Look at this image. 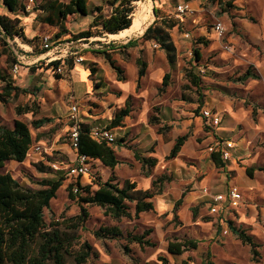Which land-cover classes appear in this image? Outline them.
Instances as JSON below:
<instances>
[{
	"label": "rangeland",
	"instance_id": "obj_1",
	"mask_svg": "<svg viewBox=\"0 0 264 264\" xmlns=\"http://www.w3.org/2000/svg\"><path fill=\"white\" fill-rule=\"evenodd\" d=\"M37 2L38 0L33 2L24 0L26 9H30L28 17L31 19L28 23L23 16L22 26L25 33L29 39L38 37L40 48L45 37H49L51 42L55 43L52 47L58 45V48L36 62L33 49L21 39L7 41V46L0 42V75L10 77L16 87L28 91L13 94L6 102L0 100V119L9 127L13 126L15 120L28 123L35 143L42 145V152L30 154L21 163L8 162L2 171L12 174L16 180L32 189H40V183L45 179L64 177L56 198L51 201L50 207L44 210L46 222L61 223V228L65 230L67 226L78 222L72 219L81 213L80 202L70 199L68 190L69 185L79 178L70 177L62 171L52 172L49 169L53 162H71L75 158L60 150L62 145L70 144L68 128L81 118L91 119L90 114L97 117L93 120L94 123L106 127L115 113L126 107L129 100L133 114L125 122L130 125L141 119L139 120L141 127L133 128L129 131L130 134L126 135L124 131L113 130L117 138V143L113 146L120 153L119 157L122 160L114 173L121 182L129 179L138 186L139 183L142 185L149 182L152 187L153 181L161 175L174 176L175 181L167 183L164 196L159 197L165 202L162 208L155 206L154 210L141 213L139 216H135L134 203L130 204L132 217L120 220L105 216V209L101 207L85 205L89 213L87 221L78 229L68 230L77 237L74 242L75 250H80L84 242L90 243L93 247V253L85 264H166L162 258L167 259L168 264H264V214L260 212V207H264L262 185L264 171L259 170L264 168V129L260 127L261 121L264 120V0H159L155 3L152 0H144L135 5L134 17L137 11L142 10L145 2L151 4L152 17L145 22L143 32L155 21L154 6L161 10L168 21L176 19L177 26L169 33L177 47V58L176 64L171 67L165 52L158 45L152 42L145 43L146 41L141 39L135 40L138 43L136 47L113 55L127 78L123 82L118 80L117 72L104 62L105 59L94 53L97 50H107L105 46L113 45L112 42L117 38H92L90 42L71 44L70 34L58 38L59 32L56 27L37 20L38 13L35 10ZM227 3H231L232 6H227ZM179 5H189L193 12L179 17L177 10ZM1 12L3 10L0 5ZM71 21V27H67L74 33L89 26L86 20ZM217 23L224 27L222 35L215 30ZM109 39H112L110 44H106ZM195 49H199L201 53L200 62L195 56ZM66 50L77 52L78 57L83 58L81 64H85L86 68L97 65L99 67L97 62L88 59H96L104 67V70L98 73V78L91 79L92 91L85 97L86 102L80 100L85 96L87 81H83L84 84H76V96L70 83L66 85L67 93L60 95L59 88H64L63 85L66 83L59 82L58 88L55 75L61 74L66 78L67 68H62L61 73L55 72L52 68L48 69L52 62L50 60L65 54ZM138 58L145 60L148 65L147 76L140 81L136 64ZM15 59L20 64L17 71ZM68 59L74 61L73 56H69ZM193 67L195 73L201 77L199 86L192 84L188 77V72ZM249 69L252 73L258 74L259 79L243 80L242 77ZM167 73H170V79L168 85L164 86V76ZM66 79L68 80V77ZM119 86L125 90L126 95ZM4 87V81L0 80V94L3 93ZM190 98L194 103L187 102ZM201 100L204 103L208 101L207 109L219 116L218 112H221L220 125L228 132L220 133L219 129L211 131L202 120L200 124L196 121V116L201 115L205 106V104L200 106ZM72 106H77L78 109L76 119L70 114ZM226 108H231L230 112L225 110ZM19 109L24 112L19 114ZM34 109L38 110V114L34 113ZM43 117L51 118L53 121L35 129L32 122ZM184 120L191 121V124L183 125ZM172 127L177 129L180 135H186L187 139L193 141L197 153L202 152L201 159L183 157L182 161H176L174 158H168L171 151L165 153V148L158 146V142L154 140V133L161 132L165 135V140L169 141ZM199 127L202 131L198 133ZM127 135L136 136V139L131 138L132 141L125 143L124 147L118 146V141L122 137L127 139ZM217 136L222 140H217ZM223 140H231L236 144L231 150V158L236 159L237 167L240 168L239 173L242 176L239 180L246 178V168H254L253 178L256 177L255 182L259 184L260 191L249 192L241 198L238 207L225 208L214 215L211 214L209 207L210 198L215 196L217 188L215 185H204L206 177L204 175L215 176L218 184L230 182V179L225 183L221 182L222 171L218 172L219 175L212 173L207 158V154L211 153L208 152L210 151L208 148ZM244 143L246 148L240 151ZM158 148L163 155L165 154L163 156L160 153L163 156L161 159L154 157ZM136 153L143 157L156 158L158 160L156 167L152 169L144 167L136 159ZM258 154L260 155L256 158V164H253L254 166L248 164L252 159L250 157ZM39 163L46 167L45 172H40L36 168ZM92 169V176L93 174L95 177L101 176L103 181H107L112 175L109 169L101 167L97 162L91 163V171ZM175 172L179 176L178 179ZM229 174L234 179L238 175V170ZM85 179L90 183L84 186L95 181L93 177ZM93 188L97 189V186ZM205 188L208 189L207 192ZM249 205L257 207L255 213L251 211ZM229 220L254 236L260 245L257 248L260 253L257 262L252 260L250 247L244 245L230 232L227 224ZM102 226H117L123 232V236L98 239L94 232ZM147 232L149 234L145 240L151 241L152 246H141L137 242L129 241V236L143 235ZM186 238L198 241V250L173 258L167 252L169 241ZM68 262L76 264L71 258Z\"/></svg>",
	"mask_w": 264,
	"mask_h": 264
},
{
	"label": "trees",
	"instance_id": "obj_2",
	"mask_svg": "<svg viewBox=\"0 0 264 264\" xmlns=\"http://www.w3.org/2000/svg\"><path fill=\"white\" fill-rule=\"evenodd\" d=\"M140 1L144 0H105V3L112 7V12L106 15L103 6L95 7L93 12L97 15L94 17L90 28L77 33L69 32L71 40L88 41L91 38L103 37L106 34L115 35L129 29L133 23L134 3ZM152 1L155 3L159 0ZM3 2L15 18L0 15V42L7 46V41L19 38L29 44L34 55L46 53L47 49L40 48L39 38L29 39L22 26V20L19 16H28L29 14L24 0H3ZM37 5L35 10H42V13L38 14L37 20L46 25L59 28L58 38L62 36L63 31L68 32L66 21L69 16H87L89 14L88 0H70L67 3L59 0H44V2H37ZM227 6L231 7L232 4L227 3ZM153 12L156 19L145 30L141 40L154 42L158 45L165 52L170 66L173 67L176 64L177 47L172 41L169 31L177 26V21L176 19L168 21L157 6L153 7ZM137 45L136 41L131 40L123 49L127 50ZM94 53L102 56L110 67L117 72L119 81H126L124 70L117 65L113 53L107 50H97ZM194 53L197 61L200 62L201 53L199 49H195ZM14 64H18L16 59ZM136 64L138 66V81H140L147 75L148 65L142 58H138ZM48 66V69L52 68L56 72L64 66L71 70L74 68L75 63L71 59L65 61L55 60ZM91 71L92 74L97 72L96 68H92ZM55 76L57 80L64 78L61 74ZM188 77L195 86H199L201 83V77L195 73L194 67L188 72ZM248 78L259 79V75L252 73L249 69L242 79L246 80ZM169 79L170 73H167L164 76V86L168 85ZM0 80L5 83L3 93L0 94L2 102L8 101L13 94L28 92L25 89L16 87L10 77L0 75ZM203 103L201 100L200 106ZM18 112L22 114L24 111L19 109ZM131 112L132 109L128 100L126 107L115 113L108 127L111 129L123 127L125 119L130 116ZM34 113L38 114V110L34 109ZM52 121L51 118L43 117L34 120L32 125L35 129H39ZM74 125L76 123H73L72 127ZM77 130L79 132L78 154L89 158L90 163L97 162L101 167L109 169L112 175L107 181H103L101 176L97 175L95 177V174H93L92 177L95 181L91 185L84 186L80 178L69 185L70 199L80 202L81 213L72 219V221L77 220L78 222L67 226L64 230L61 228V223L48 224L44 217V210L49 208L51 201L56 198L58 190L63 185L64 177L45 179L40 183V189H32L16 180L12 174L3 172L2 169L8 162H24L35 141L28 123L15 120L13 126L9 127L4 125L0 119V264H69L70 258L76 264H85L93 253V247L90 243L84 242L80 250H75L74 242H76L77 237L68 231L78 229L87 221L89 213L84 207L85 205L101 207L105 209V216L120 220L132 217L130 204L134 203L135 216H139L141 213L154 210L153 199L161 195L164 192L165 185L172 181V176L161 175L153 181L152 187L148 190L138 188L137 183L129 179L121 182L114 173L115 169L122 163L115 147L106 142L93 140L90 136V124L78 122ZM187 138L188 136L184 135L177 139L168 157L169 159L178 155ZM122 142H125L124 138L118 141V146H121ZM135 157L144 167L148 166L149 169L155 168L158 163V160L153 157H143L137 153ZM210 157L217 168L226 167V161L223 160L220 149L217 150V147L211 152ZM36 168L40 172H45L46 169L42 163L37 164ZM49 169L52 172L55 171L51 166H49ZM259 170L264 171V168ZM254 171V168H246V173L251 178L254 176ZM94 186H97V189H94ZM74 188H77L78 191L74 192ZM83 193L86 195H83ZM227 224L230 232L244 245L250 247L252 260L257 262L260 258L257 248L260 245L256 242L254 236L250 235L242 226H237L232 220H229ZM148 234L147 232L143 235L129 236V241L137 242L141 246H152L151 241L145 240ZM94 236L98 239L120 238L123 236V232L117 226H102L94 232ZM198 248L199 242L194 239L170 240L167 252L173 258H177L186 252L196 251ZM162 260L168 264L167 259L162 258Z\"/></svg>",
	"mask_w": 264,
	"mask_h": 264
},
{
	"label": "crops",
	"instance_id": "obj_3",
	"mask_svg": "<svg viewBox=\"0 0 264 264\" xmlns=\"http://www.w3.org/2000/svg\"><path fill=\"white\" fill-rule=\"evenodd\" d=\"M60 2H63V3H67V2H69L70 0H59ZM107 1H112V0H107ZM38 2H44V0H38ZM142 1H140V2H135L134 3V6L135 5H137V4H140ZM0 5H1V8H2V10H3V12H1L0 13V15H7V16H10V17H12V18H15V16L13 15V14H11V12L8 10V8L5 6V4H4V2H3V0H0ZM97 6H103L104 7V12H105V14L106 15H109L111 12H112V7L111 6H109V5H107L106 3H105V0H88V11H89V14L87 15V16H78V15H73V16H69L68 17V19H67V21H66V26H70L71 27V23H72V21L71 20H73V19H77V20H79V21H82V20H86V21H88V23H89V26H88V28H82V29H80V31H83V30H87V29H89L90 28V26H91V24H92V21H93V19H94V17L97 15L96 13H94L93 12V10H94V8L95 7H97ZM30 8V7H29ZM29 10L30 9H28L27 10V12H29ZM38 14L39 13H42V10L41 9H37V11H36ZM154 13V12H153ZM38 14H37V16H38ZM32 15H34V14H32ZM135 15V14H134ZM134 15H133V20H134ZM23 16L24 17H26V19H27V22L29 23V20H31L28 16H29V14H28V16H26V15H21V16H19L20 18H21V20L23 19ZM31 16V15H30ZM154 16H155V14H154ZM155 19H156V16L154 17ZM49 26V25H48ZM133 26H134V22L132 23V26L129 28V29H126V30H124V31H121L119 34H115V35H112V34H106V35H104L103 37H109V38H117L115 41H113L112 42V44L113 45H111V46H105V49H107V51H109V52H111V53H113V55L114 54H116V53H118V52H120V51H122V50H124L123 49V47L129 42V41H135V40H140L141 39V37H142V35H143V33H134L133 35H131V36H129V37H119L122 33H124V32H128L129 30H131L132 28H133ZM77 27V26H76ZM75 27V28H76ZM58 29V32L60 33V29L59 28H57ZM67 31L68 32H62V36H64V35H66V34H70V33H74L73 31H69L68 30V27H67ZM70 32V33H69ZM79 32V31H78ZM71 35V34H70ZM119 35V36H118ZM119 37V38H118ZM96 38H102V37H96ZM134 38H137V39H134ZM111 40L112 39H109V40H107V43L106 44H110V42H111ZM119 40V41H118ZM145 43H150V42H148V41H146ZM152 43H154V42H152ZM88 60H91V61H93V62H97L98 64H99V67H98V65H97V67H92V66H89V67H87L86 68V66H85V64H75V66H74V68L73 69H71V70H69L68 68L66 69V66H64L63 68H65L66 70H67V77H68V80L64 77L63 79H60V80H58V84H57V86H58V88H59V82H61V81H63V82H65L66 84L65 85H63L64 86V88H59V90H60V95H62L63 93H67V86L69 85V83L72 85V88H73V91H74V93H75V96H76V88H75V86H76V84L77 83H83L84 84V82L85 81H87V88H86V91H85V96L80 100V102H86L87 100H86V96H89L90 95V91H92L91 89H92V83H93V81H91V79H96V78H98L99 77V75H98V73L101 71V70H104V67H102V63L100 62V61H97L96 59H88ZM106 64H107V62L106 61H104ZM92 68H96V70H97V72H96V74H92V71H91V69ZM102 68V69H101ZM147 76V75H146ZM145 76V77H146ZM51 79V78H50ZM143 79V78H142ZM84 81V82H83ZM91 81V82H90ZM52 82V81H51ZM49 83V82H48ZM49 84H51V83H49ZM67 85V86H66ZM65 86H66V88H65ZM119 89L120 90H122L123 91V94L124 95H126L127 93H125V90L121 87V86H119ZM59 98H60V96H59ZM58 100L56 99V102H57ZM187 102H189V103H194V101L190 98V100L189 101H187ZM200 102V101H199ZM204 102V101H203ZM207 102L208 101H206L205 103H203V105L205 104V106H204V109H207ZM102 104H104V103H102ZM196 104V103H195ZM195 104H194V106H195ZM99 108V107H98ZM229 109H231V108H226L225 110H227L228 112H230L229 111ZM214 110V109H213ZM217 111V110H216ZM89 112H93V111H89ZM162 112V111H161ZM218 112V111H217ZM219 114H220V116H221V118H222V114H221V112H218ZM132 114L133 113H131L130 114V116H128L126 119H125V121L128 119V118H130L131 116H132ZM89 118H91V119H87V118H81L80 120H79V122H83V123H87V124H90L91 125V128H93V127H102L103 125H101V124H98V123H94V121L93 120H96V118L97 117H94L92 114H90L89 115ZM114 118V117H113ZM139 120H141V119H139ZM139 120H137V122L136 121H134V122H132L130 125H128V123H126L125 121H124V126L123 127H119V128H115L114 130L115 131H117V130H121V131H124V133H125V135L127 134V133H129L130 134V132L129 131H131V130H133V128L134 129H140V127H141V122H139ZM203 121V124L205 125V124H207L206 123V121L203 119V117L200 115H198V116H196V121H198V123L200 124V121ZM76 124H77V121L75 122ZM191 124V121H185L184 120V122H183V125H190ZM222 124V123H221ZM75 126V125H74ZM73 126V127H74ZM108 126V125H107ZM73 127H72V125L68 128L70 131L73 129ZM153 127V126H152ZM262 129H264V120H262L261 121V126H260ZM129 128H132V129H129ZM207 128H210L211 129V131H215V130H221L220 131V133H222V132H228L226 129H224V128H222L221 127V125H219V126H216V127H213V126H211V125H208L207 124ZM127 129H129V130H127ZM224 130V131H223ZM69 131V132H70ZM202 131V129H201V127H199V131H198V133L199 132H201ZM217 132V131H216ZM230 132H232V131H230ZM138 134V133H137ZM154 135H155V137H154V140H156L157 142H158V146L160 147V146H163L164 148H165V153H169L170 151H172V149L174 148V146H175V144H176V142H177V139L180 137V136H182V135H180V132L177 130V129H174L173 127L171 128V132H170V134H169V141H166L165 140V135H163L161 132H158V131H155V133H154ZM216 135H218V133H216ZM128 137H127V139L125 138V142H122L121 143V146L120 147H124V144L125 143H127V142H130V141H132L131 140V138H135L136 139V136H134V137H129L130 135H127ZM184 136V135H183ZM122 138H124V137H122ZM129 140V141H128ZM217 140H222L221 139V137H218L217 136ZM224 141V140H223ZM225 141H231V140H225ZM246 141V139L244 138V141L243 142H245ZM220 142L218 141V142H216L213 146H210L208 149L210 150V151H208V152H212V149L214 150L215 148H216V146L219 144ZM245 146V147H244ZM62 148L60 149V150H62V152L64 153V154H67L69 157H75V155H74V152H73V150L71 149V146H70V144L69 145H67V144H65V145H62L61 146ZM245 148H246V145H245V143L243 144V147H242V150H240V151H244L245 150ZM115 151H116V153H117V155L119 156L120 155V153L118 152V150L115 148ZM198 152V150H195V147H194V145H193V141L189 138V139H187L185 142H184V144L182 145V147H181V149H180V151H179V153H178V155L174 158L176 161L178 160V161H182V158L183 157H187V158H189V157H192V158H197V159H201L202 158V156H201V153L202 152H199V153H197ZM161 153V151H160V149L158 148L157 150H156V152L154 153V157H156V158H162L163 156H165V154L163 155L162 153V155L160 154ZM171 153V152H170ZM207 154V153H206ZM210 155H211V153H208L207 154V158L209 159V163H210V169H211V171H212V173H217L218 174V172L219 171H222V174H221V179H222V181L221 182H224L225 183V181L227 180L228 181V179H230V182H228V183H225L224 185L223 184H218V180L216 179V177L214 176V177H212V176H208V175H204V176H206V177H204V185H206V186H210V185H215L216 186V190H217V192H216V194H225V193H227L231 188H233V187H236L238 190H239V192L241 193V195H242V197L244 196V195H247L249 192H251V193H253V192H255V191H260V189H259V184L257 183V182H255V179H256V177H254V178H251V177H249L248 175L246 176V178L245 179H242V180H239L240 178H241V173H239V167H237V161H236V159H229V160H227L226 161V167L225 168H221V169H219V168H217L215 165H214V163H213V161L211 160V157H210ZM260 154H258L257 156H255V157H250V158H252V159H250L249 161H248V164H251V165H255L256 164V162H257V159L256 158H258V156H259ZM68 157V158H69ZM153 157V158H154ZM253 165V166H254ZM234 170H238V175H237V177L236 178H234L233 179V177L231 176V174H229V172H231V171H234ZM115 171H116V169H115ZM229 171V172H228ZM174 174H176V178L178 179L179 178V176L177 175V173L175 172ZM219 175V174H218ZM256 175V174H255ZM86 177H82V178H80L81 179V183L83 184V185H85V184H88V183H90V182H88L87 181V179H85ZM126 180V179H125ZM173 180L175 181V177L173 176L172 177V181L171 182H173ZM217 181V182H216ZM226 181V182H227ZM171 182H168V183H171ZM140 185H141V183H139ZM139 185V186H140ZM143 185V186H142ZM140 187L138 186V188H140V189H143V190H148V189H150L151 188V186H150V183L149 182H145L144 184H142ZM262 185H264L263 183H262ZM206 190H208L207 188H205ZM165 190V189H164ZM219 190H221V191H219ZM216 194H214V195H216ZM160 196H164V192L161 194V195H158V196H156L154 199H153V202H154V207L156 206V207H159V208H162L164 205H165V202H164V200L162 199V198H159ZM207 196V195H206ZM157 200V201H156ZM210 200H211V198H210ZM239 202H241V201H239ZM240 205H241V203H240ZM239 206V205H238ZM238 206H235V208L236 207H238ZM250 206V205H249ZM229 208H233V206H230ZM257 207L254 205V206H250V209H251V211L253 212V213H255L256 212V209ZM261 208V213H263L264 214V207L262 208V207H260ZM259 212V211H258ZM240 222H243V221H240ZM229 258V257H228ZM230 258H232V257H230ZM229 258V259H230Z\"/></svg>",
	"mask_w": 264,
	"mask_h": 264
},
{
	"label": "built area",
	"instance_id": "obj_4",
	"mask_svg": "<svg viewBox=\"0 0 264 264\" xmlns=\"http://www.w3.org/2000/svg\"><path fill=\"white\" fill-rule=\"evenodd\" d=\"M33 2V0H31ZM178 16L185 15L187 13H192L191 9L189 8V5H179L178 8ZM215 30L218 34L222 35L224 32V27L221 23H217L215 26ZM188 36V35H187ZM92 40V38L90 39ZM90 40L86 42H90ZM10 41V40H9ZM75 42H82V40L79 41H73L71 40V44H74ZM55 43L51 42V39L49 37H45L42 40V49H47L48 51L41 55H36V62L42 60V58H45L44 56H47L45 54H49L53 50H56L58 48V45L52 47ZM52 47V49H51ZM66 54V55H65ZM65 54L58 55L54 59H51L50 61L55 60H68L69 56H73L74 63L75 64H81L83 62L82 57H78L77 52H70L68 50L65 51ZM18 58V57H17ZM20 64L15 65V70L17 71ZM57 72H62V67H60ZM78 113L77 106H72L70 108V114L72 118L76 119ZM201 116L206 121L207 124H210L213 127L219 126L221 123L220 116L210 110V109H203L201 111ZM79 121L77 120V123ZM114 129L106 127H93L91 128L90 136L93 140L98 142H106L109 145H113L117 142L116 135L113 132ZM78 139H79V132L77 130V124L73 127V129L69 132V142L71 149L74 152L75 158L73 161L64 162V161H56L51 163V167L55 171H62L66 173L70 177H89L92 178V171H91V163L90 159L86 156H82L78 154ZM217 150L220 149L221 156L224 161H227L231 158V150L236 147V144L232 141H222L217 146ZM213 151V149H212ZM42 152V145L40 144H33V146L30 148V151L27 155L29 157L32 153H41ZM77 188H74V192H77ZM207 192V190H205ZM207 195V193H206ZM242 195L239 192V190L236 187L231 188L227 193L225 194H218L213 197H211L210 200V207L209 210L211 214H219L223 209L229 208L230 206H238L239 201L241 200ZM227 231H225V234Z\"/></svg>",
	"mask_w": 264,
	"mask_h": 264
},
{
	"label": "bare ground",
	"instance_id": "obj_5",
	"mask_svg": "<svg viewBox=\"0 0 264 264\" xmlns=\"http://www.w3.org/2000/svg\"><path fill=\"white\" fill-rule=\"evenodd\" d=\"M149 2V1H148ZM150 3V2H149ZM147 2H145L143 4L142 10L141 11H137L136 16L134 17V26L131 30H129L128 32H124L122 33L119 37H129L131 35H133L134 33H142L145 29V22L147 20H150L152 17V8H151V4H149ZM118 37V38H119Z\"/></svg>",
	"mask_w": 264,
	"mask_h": 264
}]
</instances>
